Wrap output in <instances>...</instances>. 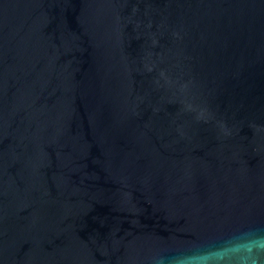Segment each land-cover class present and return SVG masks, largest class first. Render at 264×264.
Returning a JSON list of instances; mask_svg holds the SVG:
<instances>
[{
    "label": "water",
    "instance_id": "1",
    "mask_svg": "<svg viewBox=\"0 0 264 264\" xmlns=\"http://www.w3.org/2000/svg\"><path fill=\"white\" fill-rule=\"evenodd\" d=\"M256 237L264 0H0V264H204Z\"/></svg>",
    "mask_w": 264,
    "mask_h": 264
},
{
    "label": "clouds",
    "instance_id": "2",
    "mask_svg": "<svg viewBox=\"0 0 264 264\" xmlns=\"http://www.w3.org/2000/svg\"><path fill=\"white\" fill-rule=\"evenodd\" d=\"M245 247L233 246L235 251L228 248L217 250L215 259L204 264H260L261 256H264V238L256 237L254 241H244ZM192 259V258H188Z\"/></svg>",
    "mask_w": 264,
    "mask_h": 264
}]
</instances>
